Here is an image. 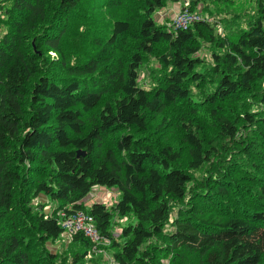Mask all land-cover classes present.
I'll return each instance as SVG.
<instances>
[{
    "label": "trees",
    "instance_id": "1",
    "mask_svg": "<svg viewBox=\"0 0 264 264\" xmlns=\"http://www.w3.org/2000/svg\"><path fill=\"white\" fill-rule=\"evenodd\" d=\"M182 1L0 0V264H57L45 243L78 211L117 264H159L167 251L172 264L182 253L198 264H264V173L255 187L243 174L254 169L249 150L264 147V0L223 37L207 18L178 30L155 21ZM224 2L192 0L189 12ZM173 127L179 142H165ZM95 186L119 189L116 204L87 207ZM41 197L57 207L35 206ZM69 235L78 264L96 242Z\"/></svg>",
    "mask_w": 264,
    "mask_h": 264
},
{
    "label": "rangeland",
    "instance_id": "2",
    "mask_svg": "<svg viewBox=\"0 0 264 264\" xmlns=\"http://www.w3.org/2000/svg\"><path fill=\"white\" fill-rule=\"evenodd\" d=\"M255 0H234L233 2L231 0H225L224 3H219L214 5H208V4H198L195 8V12H199V17L203 19H208L209 22L212 23L214 28L216 29L218 35L220 36H226L230 31L227 30L228 28H231L233 32L240 30L241 28H246L248 23L249 16L253 17L256 14V7L254 4ZM192 0H184L179 3H168L166 7L162 10H159L155 14V21L165 26L168 24L169 27L173 26L174 20L177 17V15L184 10H190V7L192 6ZM230 25H233L230 27ZM212 52L213 47L204 44L202 45L201 51L198 54V57L202 60H205V63L208 65L212 63ZM150 67L153 69L155 67H158V63L155 60L150 61ZM201 67H199L200 69ZM150 68L144 69L145 72L141 73V79L140 84L144 85L146 87V84L151 83L152 84V74L150 72ZM240 105V104H238ZM183 108V107H179ZM255 109V108H254ZM235 111H239V107L235 106ZM173 133L172 135H169L164 138L165 142H173L175 141L178 143L179 141L176 139V135H178V128L173 127L172 129ZM207 132H211L210 129L207 130ZM179 145V144H178ZM249 154L247 157V162L249 166H254V169L252 167H248V169L251 171L250 173L244 172L243 174L247 177H249V181L247 178L241 177V179L247 180V184L250 186L255 187L257 179L259 178L260 174L264 173V147L260 148H252V150H249ZM233 158H238L240 154L233 153ZM229 160L228 162H230ZM237 163L233 166H236ZM232 166V167H233ZM238 166H240L238 164ZM208 168H206L203 172L197 173L198 177H206L209 174ZM242 173V172H241ZM241 173L234 172L233 177H240ZM257 178V179H256ZM192 188V189H191ZM252 188V187H249ZM190 190H196L195 183L191 185L189 188ZM212 190V189H211ZM120 197V191L117 188H107L103 186H95L90 194L83 200L84 204L87 207H90L94 203H102L109 208L116 204ZM248 193H244L241 197L238 199L242 201V199L247 198ZM247 200V199H246ZM245 200V201H246ZM204 202V201H203ZM201 202L200 205L203 206H209L210 209L215 210L213 205H208L209 203L205 202V204ZM217 202V201H215ZM222 202V201H221ZM223 203V202H222ZM222 203H218V205L223 206ZM232 203H234L232 201ZM41 204V209H44L43 211L49 212L55 209L57 206L56 204L51 203L48 199L42 198L41 199H35L34 205L37 206ZM244 204V203H243ZM245 205V204H244ZM213 207V208H212ZM224 207H221L222 210ZM61 215V213H59ZM176 215V209L174 213L171 216V220H174ZM128 222V218H123L120 220V223L112 229V235L113 237L118 240L120 238V235L122 233V226ZM173 227H166V231H170ZM110 241L106 240L105 238H100L99 241L95 243L93 246V249L89 251V254L85 257L84 260L78 262V264H117L114 258V249H110ZM45 247L48 251L52 252L53 254H58L57 264H75L74 263V254L79 250L78 247H74L72 243V238L69 235V232L64 233L62 237H60L57 240H49L45 243ZM82 252V251H81ZM179 252V251H178ZM175 256L173 252L167 251V254H165L163 257L160 258L159 264H172V258ZM180 259L178 264H198V259L195 255H188L186 253L180 254Z\"/></svg>",
    "mask_w": 264,
    "mask_h": 264
},
{
    "label": "built area",
    "instance_id": "3",
    "mask_svg": "<svg viewBox=\"0 0 264 264\" xmlns=\"http://www.w3.org/2000/svg\"><path fill=\"white\" fill-rule=\"evenodd\" d=\"M200 20L199 14L191 13L189 10H184L179 13L174 20V28L187 29L188 26L194 22ZM63 215V214H61ZM64 217V216H62ZM63 228L69 232H84L92 241L97 242L100 240V234L95 225L94 218L85 211H78L62 220Z\"/></svg>",
    "mask_w": 264,
    "mask_h": 264
},
{
    "label": "water",
    "instance_id": "4",
    "mask_svg": "<svg viewBox=\"0 0 264 264\" xmlns=\"http://www.w3.org/2000/svg\"><path fill=\"white\" fill-rule=\"evenodd\" d=\"M77 153H78V156H84L85 155V153L82 151H78Z\"/></svg>",
    "mask_w": 264,
    "mask_h": 264
}]
</instances>
